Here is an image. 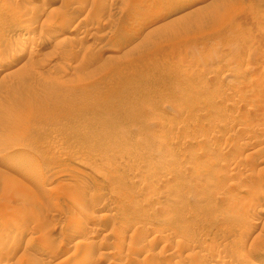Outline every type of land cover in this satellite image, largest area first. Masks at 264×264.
Wrapping results in <instances>:
<instances>
[{
	"label": "rangeland",
	"instance_id": "374dc122",
	"mask_svg": "<svg viewBox=\"0 0 264 264\" xmlns=\"http://www.w3.org/2000/svg\"><path fill=\"white\" fill-rule=\"evenodd\" d=\"M263 209L264 0H0V264L264 263Z\"/></svg>",
	"mask_w": 264,
	"mask_h": 264
},
{
	"label": "bare ground",
	"instance_id": "6f19581e",
	"mask_svg": "<svg viewBox=\"0 0 264 264\" xmlns=\"http://www.w3.org/2000/svg\"><path fill=\"white\" fill-rule=\"evenodd\" d=\"M226 8H227V7H225V10H224V11L219 12V15H223V16H224V15H227V9H226ZM31 28H32V27H31ZM23 29H24V28H23ZM47 37H48V36H47ZM51 38H53V37H51ZM51 38L48 37L49 40H50ZM18 53H19V52H18ZM21 54H22V53L16 54V56L14 55V56L11 58V60H9V63L7 62V65H6V66H7V67H11V65H12L13 62H14V60H18L19 58L21 59V56H22ZM24 55H25V54H24ZM2 110H3V109H2ZM2 110H1V111H2ZM30 149H32V146L30 147ZM106 212H107V210L104 211L105 214H106ZM247 213H248V212H247ZM261 213H264V209H263V211H261ZM247 215H248V214H247ZM261 215H262V214H261ZM261 215H260V216H261ZM263 215H264V214H263ZM91 219H92V220H97L96 215H93V214H92V215H91ZM91 219H90V220H91ZM262 219H263V218H262ZM84 222H85V221H84ZM256 222H258V221H256ZM256 222H255V223H256ZM79 223H80V222H79ZM91 223H92V222H91ZM80 224H81V223H80ZM87 224H88V223H87ZM87 224L85 225L86 228H87V226H88ZM4 226L7 227L6 224H5ZM4 226H3V227H4ZM18 226H19V225H18ZM89 226H90V225H89ZM4 228H5V227H4ZM4 228H3V229H4ZM7 228H11V227H7ZM88 229H89V227L87 228V230H88ZM76 231H77V233H78V230H76ZM88 231H89V230H88ZM81 234H82V233H81ZM88 234H90V232H88ZM76 235H77V234H76ZM262 235H263V234H262ZM258 236H259V235H258ZM258 236H257V237H258ZM257 237H256V238H257ZM259 237H260V236H259ZM260 239H261V238H260ZM151 240H152V238H151ZM101 241H103V240H101ZM102 243H103V242H102ZM149 243H150V242H149ZM104 244H105V243H104ZM150 244H151V243H150ZM215 246H216V245H215ZM217 246H218V245H217ZM217 246H216V247H217ZM98 247H103V246H100V245H99ZM104 247H105V246H104ZM93 248H94V247H93ZM219 248H221V247H219ZM219 248H216V249H219ZM221 250H223V249L221 248ZM108 252H109V251H108ZM110 252H112V251H110ZM110 252H109V253H110ZM220 252H223V251H220ZM224 252H225V251H224ZM101 253H103V252H101ZM104 253H106V252H104ZM225 253L228 254V251L225 252ZM217 254H220V253H217ZM224 255H225V254H224ZM248 255H249V254H248ZM106 256H107V255H106ZM223 258H224V257H223ZM223 258H222V259H223ZM246 258H247L246 261H247L248 264H264L263 261H260L261 259H260V260L255 259V257H253V256H250V255H249V256L246 257ZM1 259H2V258H1ZM226 261H228V260H226Z\"/></svg>",
	"mask_w": 264,
	"mask_h": 264
}]
</instances>
